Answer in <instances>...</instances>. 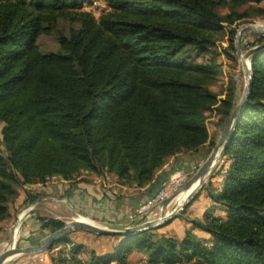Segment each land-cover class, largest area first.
Wrapping results in <instances>:
<instances>
[{"label": "trees", "instance_id": "trees-1", "mask_svg": "<svg viewBox=\"0 0 264 264\" xmlns=\"http://www.w3.org/2000/svg\"><path fill=\"white\" fill-rule=\"evenodd\" d=\"M89 1L0 0V230L16 188L51 178L67 184L62 195L75 210L125 228L123 198L108 190L92 194L82 173L106 172L144 203L179 157L207 155L215 145L207 115L222 130L238 89L231 79L221 94L213 92L220 65L212 55L201 63L196 57L215 47L229 12L247 6L249 18L264 20V0H103L97 19L80 10ZM41 36H52L57 48H41ZM234 39L231 28L221 50L232 62ZM250 68L249 94L221 156L226 164L213 172L220 184L201 190L209 207L202 220L190 221L208 239L154 229L89 234L111 239L97 253L70 232L45 251L50 263L136 264L140 257L148 264H264V51L251 55ZM34 198L25 192L23 204ZM37 221L40 241L63 227Z\"/></svg>", "mask_w": 264, "mask_h": 264}, {"label": "rangeland", "instance_id": "rangeland-1", "mask_svg": "<svg viewBox=\"0 0 264 264\" xmlns=\"http://www.w3.org/2000/svg\"><path fill=\"white\" fill-rule=\"evenodd\" d=\"M80 10L91 13L92 17L94 19H97L98 15L105 10V5L103 0H90L89 2L84 3ZM217 12L221 15L228 13L227 9L220 7L217 9ZM250 13L251 10L247 6L229 12V14H233L232 19L231 21L222 24L223 32L222 35L218 36L219 40L216 42L215 47L210 50L209 54L196 57V61L201 63L209 60L212 55L215 61L220 65V73L216 77L215 82L210 86V89L213 92L221 94L226 86V83H228L229 80L234 79L236 82V87L238 89L237 99H240V97L243 94V90L247 82L245 69L250 68L251 56L244 58L246 64L244 66L243 61L238 57L236 53L232 55L235 58V61L232 62L221 53V50L222 48H225L227 45V33L231 28H234L235 31L234 47L237 38V48L239 50V53L242 55L257 46L264 44V40H262L261 38L262 36H264V33L262 32V30H264V20L254 17L249 18L248 15L246 14H250ZM248 25L258 27L259 29L254 30L253 28L245 27ZM38 44L43 49L55 50L57 48V44L52 36H41L38 39ZM262 51H264V49L258 52H262ZM221 96L222 95H220V97ZM207 117L208 119L206 122V127L208 130V134L210 137H215V143H216L222 130L218 131L217 128L215 127L214 125L215 118L212 116V114H208ZM0 129H1V125H0ZM0 152L3 155H5L4 148L1 145V137H0ZM209 153L207 155H205L204 152L197 153L195 155H185L179 157L178 158L179 160L175 161V163L177 164L175 169L177 168L176 170H182L186 175L185 182L189 180V178H191V176L201 166V164L205 161ZM221 156L219 157L218 160H216L215 162L216 165H214L215 167L213 168L209 176L205 178V180L202 182L200 187H198L194 197L188 203H186L185 205H183L182 207L176 210L177 207H175L176 205L172 201L164 209L158 210L157 208H154V210L150 212V215L147 213V215H145L142 219H138L140 215L135 216L133 218V221L131 222L129 221L130 220L129 217L133 214V211L136 208H138L140 205L143 204L140 203L143 199L142 194H139L137 191L133 189L120 187L116 179L112 175L106 172H102L100 176H96L84 172L82 173V176L83 178L88 180V182H90L89 187L92 194L93 193L98 194L108 190L111 193L115 194L116 196H121L123 198L124 200L123 205L118 206V208L119 211L123 212L125 216H127L128 223L125 225V227H131L129 226V223L133 224L135 221H138V224H142L148 221H155L160 216L161 218H163L162 220L170 217V219H168L166 222L160 223V225L152 229L164 230L165 226L170 225L169 227H166L168 230L170 231L172 230V232H175L177 234L179 233V235H181L189 230L191 231L190 221L196 219V212L194 211V205H193L196 204L194 203V198L201 193V190L203 188L207 186H210L211 188H218L220 184V177L219 176L214 177L213 179V177L211 176L213 175V172L216 170L219 164H222L223 162H224L223 164H226V161L223 160ZM163 170L164 171L162 172V177L165 176L166 172H168L169 169L164 168ZM210 179H212L211 182ZM60 185H61V181L58 178H51L43 184L24 185L22 187L16 188L17 197L10 207V218L1 225L0 255L6 249H9L11 247V243L13 241L12 232H14L15 228H17L16 248H19L20 245L18 243V239L21 232L23 231L24 224L27 222V219L31 217L30 215H33L34 218L30 219L28 224L25 226L28 228L26 229V231L27 230L28 231L26 232L25 237L21 243L23 247L34 246L35 243L41 240V237L39 235V230H40L39 224L37 221L38 218H43L46 220L51 219L62 224V226L74 222L75 220L73 219H75L77 216L88 218L87 216L83 215L81 212L75 210L71 204L66 203L67 205H65L62 204V202H60V201L64 202L65 196H63L62 193H63V187L67 186V184L62 183L63 187H60ZM25 192H29L31 196L35 197L31 203L23 204V200L25 198ZM125 198L127 200H125ZM29 208H31L29 213L22 216V213ZM216 215H222V213L217 212ZM95 223H97L98 225H105L101 222H95ZM132 226H134V224ZM73 232L74 233L71 235V238L73 240L88 245L89 246L88 248L94 249L95 252L97 253L98 252L101 253L105 251L107 248H109L111 242L110 241L111 239L109 238L94 239L88 233L82 231H73ZM166 235H168V233H166ZM58 248L59 246H56L53 251H55ZM139 258L140 257L136 258L137 260L135 262L136 264H141L142 261ZM11 264H51V263L49 261L47 254L43 252L39 254L23 255L21 257H18V259L13 261Z\"/></svg>", "mask_w": 264, "mask_h": 264}, {"label": "water", "instance_id": "water-1", "mask_svg": "<svg viewBox=\"0 0 264 264\" xmlns=\"http://www.w3.org/2000/svg\"><path fill=\"white\" fill-rule=\"evenodd\" d=\"M245 27H250L253 28L254 30H257L255 26H245ZM264 33V30H262ZM264 49V44H261L251 50H249L245 54H240L239 50L237 48V38H236V44H235V50L236 54L238 57L243 61L244 66L245 60L244 58H247L248 56H251L252 54ZM246 76H247V82L245 85V88L243 90V94L236 103L235 107L233 108L226 124L224 125L214 147L212 148L211 152L205 159V161L201 164V166L196 170V172L187 180L181 188L170 198L166 199L164 202H162L159 206L160 210L164 209L172 200L173 198L183 192L188 190L192 185L196 184V188L194 192L189 196L187 201L183 204L185 205L188 203L192 198L194 197L196 190L202 182L205 180L206 177L209 176L211 171L213 170L214 163L216 160L219 159V157L222 155L227 141L230 137V134L234 128V126L237 123V120L239 118V115L244 107L245 101L248 97L249 94V88H250V83L252 79V73H251V68L245 69ZM216 165V164H215ZM182 205V206H183ZM181 206V207H182ZM180 208V207H179ZM88 222H80V221H74L71 222L68 225L63 226L60 230L48 235L45 239H43L42 242L38 243L37 245L34 246H29L25 248H16V242L14 241L12 244V249L9 251V253L2 257L0 259V264H11L13 261L17 260L18 257H21L23 255H29V254H39L45 252L54 242H56L61 236L68 234L73 231H82L88 234H93V235H99V236H125V235H134L141 233L143 231L152 229L160 225V223L166 222L170 217L164 219V220H155V221H148L144 222L142 224H137L131 227H125V228H112L106 225H98L97 223L93 222L92 220L86 218Z\"/></svg>", "mask_w": 264, "mask_h": 264}, {"label": "built area", "instance_id": "built-area-1", "mask_svg": "<svg viewBox=\"0 0 264 264\" xmlns=\"http://www.w3.org/2000/svg\"><path fill=\"white\" fill-rule=\"evenodd\" d=\"M185 179L186 175L182 170H175L167 179V181L164 182L157 189V191L145 201V203H143L133 211V214L129 217V221H133V218L137 215H140L138 219H142L145 215H147V213L150 215V212L154 210V208L160 209V204L166 199L173 196L181 188V185L185 182ZM137 224L138 223H135L134 225ZM141 264L148 263L146 261H142Z\"/></svg>", "mask_w": 264, "mask_h": 264}, {"label": "crops", "instance_id": "crops-1", "mask_svg": "<svg viewBox=\"0 0 264 264\" xmlns=\"http://www.w3.org/2000/svg\"><path fill=\"white\" fill-rule=\"evenodd\" d=\"M65 188H66V186L64 187V189ZM125 200H127V199L125 198ZM60 202H62V204H65V205H67L66 203L71 204L70 201H69V199H68V196H65L64 202L63 201H60ZM194 203H196V204H193L194 205V211L196 212V219L195 220H202L203 214H204L205 210L209 207V200L205 196V194L203 192H201L198 195V197L194 200ZM193 205H192V207H193ZM30 216L33 217V215H30ZM214 216H222V215H216V213H214ZM88 218H90V217H88ZM90 220L95 221V222H99V221H96V220H94L92 218H90ZM169 226L170 225L165 226L164 230H157V232L158 233H163V234L168 233V236L176 237L178 239H180V238H182L184 236L185 233L179 235V233L177 234L175 232H172V230L171 231L168 230L166 227H169ZM190 227H191V224H190ZM165 229H167V230H165ZM190 232L193 235H195L196 237L200 238V239H204L205 240V239H208L209 238V236L206 233L201 232V231H199L197 229H194L192 227H191V231Z\"/></svg>", "mask_w": 264, "mask_h": 264}, {"label": "bare ground", "instance_id": "bare-ground-1", "mask_svg": "<svg viewBox=\"0 0 264 264\" xmlns=\"http://www.w3.org/2000/svg\"><path fill=\"white\" fill-rule=\"evenodd\" d=\"M256 29L258 30L259 28L258 27H256ZM214 165H215V163H214ZM196 184H194V185H192L188 190H186V191H183V192H181V193H179V194H177L174 198H173V202L175 203V207H177L176 208V210L179 208V207H181L186 201H187V199L189 198V196L194 192V190H195V188H196ZM171 201V202H172ZM170 202V203H171ZM169 203V204H170ZM168 204V205H169ZM175 209V208H174ZM31 210V208H29V209H26L23 213H22V216L23 215H26L27 213H29V211ZM175 210V211H176ZM173 211V210H172ZM173 214V213H172ZM163 218H161V216L157 219L158 221L159 220H162ZM73 220H75V221H80V222H88V220L86 219V218H84V217H82V216H77L75 219H73ZM16 231H17V228H15V230H14V232H12L13 233V237H12V239H13V241H12V243H11V247L9 248V249H6L1 255H0V259L2 258V257H4V256H6L8 253H9V251L12 249V244H13V242L15 241H17L16 240ZM19 231V230H18ZM19 249H21V248H19Z\"/></svg>", "mask_w": 264, "mask_h": 264}]
</instances>
